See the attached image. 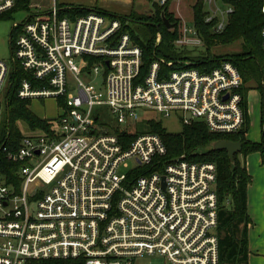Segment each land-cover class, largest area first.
<instances>
[{"label":"built area","instance_id":"built-area-1","mask_svg":"<svg viewBox=\"0 0 264 264\" xmlns=\"http://www.w3.org/2000/svg\"><path fill=\"white\" fill-rule=\"evenodd\" d=\"M208 1L207 20L223 30L234 11L231 0L225 10ZM16 2L0 0V12ZM28 6L12 28V62L33 75L21 80L18 96L64 97L69 111L59 130L5 147L8 158L20 163V183L0 163V264H144L147 258L162 259L156 264H220L217 165L184 155L162 161L167 146L155 132L138 133L125 144L118 133L100 128L103 115L96 107L107 105L121 125L151 108L166 116L179 113L187 123L194 121L191 115L215 132H238L245 113L237 66L224 60L200 70L186 58L164 70L174 61L157 58L141 77L143 50L119 18L96 10L61 17L57 0H29ZM184 32L180 45L202 44L196 28L186 24ZM12 62L0 57V121ZM101 65L104 81L97 86ZM69 72L78 93L70 90ZM131 158L133 174L121 170ZM139 167L145 172L138 173Z\"/></svg>","mask_w":264,"mask_h":264},{"label":"trees","instance_id":"trees-1","mask_svg":"<svg viewBox=\"0 0 264 264\" xmlns=\"http://www.w3.org/2000/svg\"><path fill=\"white\" fill-rule=\"evenodd\" d=\"M151 14H143L132 11L127 16L113 14L98 7L88 8L82 5H70L60 8L61 17L74 18L79 15L88 14L93 10L100 11L111 18H119L123 22V30L128 31L133 41L143 50V64L141 66L140 76L144 77L151 63L159 57V47L164 44L173 48L175 39L178 36L177 23L172 22L174 30H170L164 21V15L171 18L168 12V6L158 4L156 0H151ZM234 11L229 16V21L222 32L213 30L214 22L205 20V6L203 2H199L195 6V25L199 34L204 37L207 47V55L200 57H188V51L183 49V53L176 57L167 56V60L186 59L193 60L192 67L200 70H212L219 66L224 60L232 61L241 72L244 84L241 87L243 94V108L245 113L244 126L237 133L215 132L203 121H194L185 124L183 130L179 133L169 132L156 118L149 120V132H155L162 136L167 146V153L161 157L162 161L168 162L182 155L190 161L196 162H214L217 165L218 177L216 182V192L219 205V223L217 233L219 236L220 246V264H250V243L248 225L252 221L249 213L248 188L252 182V175L245 163L240 159L242 154L246 157L251 152L260 151L264 157V86L262 90V139L261 142H253L247 138V132L250 124V115L248 112L247 100L249 88L245 83L256 76L263 78L264 72V50L262 46V28L264 26V14L261 10L264 0H231ZM29 0H17L15 6L7 10L4 14L6 17H12L17 11L27 9ZM1 14V13H0ZM1 16V15H0ZM131 21L146 25L150 36L147 40L141 39L137 31L131 28ZM172 21V18H171ZM212 25V26H211ZM161 32L162 38L156 44L157 34ZM17 31L12 29L11 44ZM201 37V36H200ZM241 41L243 54L236 53L227 57H209L210 48L218 43H231L233 41ZM254 64V65H253ZM164 70L168 68H176L178 65H162ZM10 88L8 90V112L9 119L6 126L0 129V163L2 170L7 176L13 180H17L19 185L18 169L20 163L8 158L7 150L17 148L23 139V133L20 126L16 124L17 119H24L31 128H43L51 130L50 119L41 118L34 114L27 106L28 101L18 96V89L23 78H33L31 72L25 70L20 63L14 61L10 68ZM64 99V97H61ZM62 100V99H61ZM65 105V99H64ZM126 127V126H122ZM117 127L116 133L119 134L125 144L135 138L138 133L131 132L129 126L124 129ZM125 130V132H124ZM50 132V133H51ZM144 132V131H143ZM147 132V131H146ZM241 140L243 147L241 151L235 153V164L232 163L227 149L208 150L207 152H199L206 147L209 142L217 139ZM7 147V150L5 149ZM145 167H139L138 173L145 172ZM48 262H56L57 264H78L74 259H48Z\"/></svg>","mask_w":264,"mask_h":264},{"label":"rangeland","instance_id":"rangeland-1","mask_svg":"<svg viewBox=\"0 0 264 264\" xmlns=\"http://www.w3.org/2000/svg\"><path fill=\"white\" fill-rule=\"evenodd\" d=\"M60 7H67L70 5H82L88 8H100L105 11H108L113 14H118L122 16L129 15L132 11H137L143 14H151L152 2L151 0H57ZM50 2V1H49ZM159 4V0H156ZM169 2V3H168ZM166 4L168 6V12L171 14V18L169 19L170 23H177L178 36L175 39V45L173 48L167 47L162 44L159 47V57L161 59L167 60V56L176 57V55L180 56L183 53V49H186L188 53L186 54L188 57H194L200 55L203 57L207 55V47L205 45L204 37L198 33L199 37L202 39V44H194L190 43L187 46L179 43L185 36L184 29L188 28H196L195 23V6L199 2H203L205 6V20H207V13L209 11L210 1L208 0H169ZM215 5H218L219 9L223 10L227 9L228 4H226L225 0H216ZM97 11V10H96ZM6 11L0 12V57L5 58L9 62H12V52H11V32L13 28V23L15 20H21L25 17L24 9L17 11L13 14V16L6 17L3 13ZM100 12V11H99ZM221 17L222 15L219 14ZM131 28L136 30L138 35H140L141 39L147 40L150 36L146 25L135 23L131 21ZM212 26V25H211ZM213 30L217 33L222 32L223 30H216L215 27H212ZM170 30H174V26L169 27ZM192 38L196 37V34H188ZM162 38L161 32L157 34L156 44L160 42ZM236 53L243 54L244 51L242 49L241 41H233L231 43H218L217 45H212L210 48L209 57L217 56V57H227L235 55ZM187 57V58H188ZM189 59V58H188ZM77 62H80V57H76ZM182 59L171 60L174 62H178ZM191 63L193 60L189 59ZM254 65V64H253ZM103 72L104 66L101 65L99 78L95 80V84L97 86H101L103 84ZM254 78L250 79L249 82L245 83V85L249 88L248 92V112L250 115V124L247 132V138L253 142H261L262 139V90L263 86L261 84V78L257 76V72L255 70ZM11 72H9L7 81L10 80ZM81 77H87L84 73L80 75ZM69 84L74 86L75 76L73 73L69 72ZM4 86V89L1 91V101H2V114L0 121V129L8 123V88L9 83ZM72 86V87H73ZM71 91L78 93V88L75 86L70 89ZM250 96V101H249ZM62 99V100H61ZM28 101V108L37 116L41 118L50 119V128L52 131L59 130L61 127L60 118L63 114H66L69 111V107L64 105V99L61 97H46V98H31V99H23ZM103 115L101 120L99 121L100 128L105 132H115L117 127L129 126L131 132H146L150 130L149 120L152 118H156L160 120L163 126L172 133H179L183 130L185 124H190L194 121H197L189 115L191 120H194L190 123H187L181 118L179 113H174L170 116H166L159 111L151 108H144L140 110V117L133 121L131 124H119L115 115L110 111L107 105H100L96 107V110ZM200 121V120H199ZM16 124L21 127L23 137L25 136H34L39 134H47L50 135L51 130H46L43 128H31L29 124L22 118L16 120ZM244 126V125H243ZM242 126V128H243ZM241 130V129H240ZM239 130V131H240ZM238 131V132H239ZM237 133V132H235ZM234 133V134H235ZM240 159L243 163H245L252 175V182L249 184L248 188V196H249V213L252 218V221L248 225L249 231V243L250 249H252V253L250 256V264H264V157L260 151L251 152L246 157L242 154L240 155ZM135 160L129 159L128 164H122L121 170L133 174V169L135 166ZM144 264H156L162 263V259L158 258H147L146 260H141Z\"/></svg>","mask_w":264,"mask_h":264},{"label":"water","instance_id":"water-1","mask_svg":"<svg viewBox=\"0 0 264 264\" xmlns=\"http://www.w3.org/2000/svg\"><path fill=\"white\" fill-rule=\"evenodd\" d=\"M164 21L166 22L168 27H172L173 24L170 23L169 19L164 15ZM243 147V143L241 140H230V139H217L213 140L208 143L206 147H203L199 150V152H207L208 150H221V149H227L229 153V157L233 164H235V153L238 151H241Z\"/></svg>","mask_w":264,"mask_h":264},{"label":"crops","instance_id":"crops-1","mask_svg":"<svg viewBox=\"0 0 264 264\" xmlns=\"http://www.w3.org/2000/svg\"><path fill=\"white\" fill-rule=\"evenodd\" d=\"M249 101H250V96H249ZM248 201H249V196H248ZM251 253H252V249H250V256H251ZM249 260H250V257H249Z\"/></svg>","mask_w":264,"mask_h":264}]
</instances>
